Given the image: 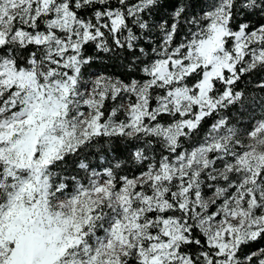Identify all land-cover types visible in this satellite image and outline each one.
I'll list each match as a JSON object with an SVG mask.
<instances>
[{"label": "snow or ice", "instance_id": "1", "mask_svg": "<svg viewBox=\"0 0 264 264\" xmlns=\"http://www.w3.org/2000/svg\"><path fill=\"white\" fill-rule=\"evenodd\" d=\"M0 264H264V0H0Z\"/></svg>", "mask_w": 264, "mask_h": 264}]
</instances>
